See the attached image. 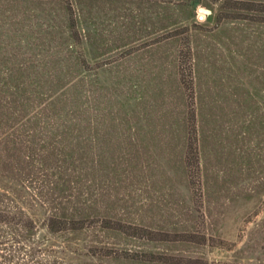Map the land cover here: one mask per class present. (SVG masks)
<instances>
[{
  "label": "rangeland",
  "instance_id": "obj_1",
  "mask_svg": "<svg viewBox=\"0 0 264 264\" xmlns=\"http://www.w3.org/2000/svg\"><path fill=\"white\" fill-rule=\"evenodd\" d=\"M0 88L3 180L99 217L75 264H264V0H0Z\"/></svg>",
  "mask_w": 264,
  "mask_h": 264
},
{
  "label": "trees",
  "instance_id": "obj_2",
  "mask_svg": "<svg viewBox=\"0 0 264 264\" xmlns=\"http://www.w3.org/2000/svg\"><path fill=\"white\" fill-rule=\"evenodd\" d=\"M2 91L5 90L0 88V92ZM14 91L16 95L18 92ZM16 96H11V101H2L0 97V127L2 128L14 126L18 121L16 114L12 115V113L21 109L20 107L26 109V106L14 103L17 100ZM29 118L30 116L27 118L28 121L32 119ZM34 118L37 119V116ZM2 135L0 132V176L2 178H0V264H75V261L81 257L93 259L99 254L113 257L109 249L104 250L95 242H91L84 248L78 244L75 246L71 244V239L77 233L96 225L99 217L87 210V205L80 201V196H76L74 200L67 196L53 198L52 194L66 192L65 186L59 189V180L51 183V193L48 187L43 198H41L43 192H38L41 207L39 211H36L34 205L30 204L23 194L28 191V185L20 186L17 182L3 180L10 173L9 171L13 173L16 169L24 172L25 169L19 164L21 159L35 161V156L32 149L24 151L25 154L22 152L20 156V152H14L19 144L14 139L11 141L8 135ZM11 153L13 154L6 158ZM40 161L41 168L46 169L44 160ZM48 193H50L49 196ZM106 228L114 227L106 226Z\"/></svg>",
  "mask_w": 264,
  "mask_h": 264
},
{
  "label": "water",
  "instance_id": "obj_3",
  "mask_svg": "<svg viewBox=\"0 0 264 264\" xmlns=\"http://www.w3.org/2000/svg\"><path fill=\"white\" fill-rule=\"evenodd\" d=\"M200 12L209 13V10L203 7H199Z\"/></svg>",
  "mask_w": 264,
  "mask_h": 264
}]
</instances>
